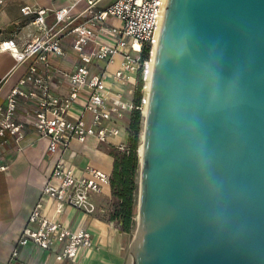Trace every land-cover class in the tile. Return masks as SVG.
Segmentation results:
<instances>
[{
	"label": "water",
	"instance_id": "1",
	"mask_svg": "<svg viewBox=\"0 0 264 264\" xmlns=\"http://www.w3.org/2000/svg\"><path fill=\"white\" fill-rule=\"evenodd\" d=\"M126 264H264V0H167Z\"/></svg>",
	"mask_w": 264,
	"mask_h": 264
},
{
	"label": "built area",
	"instance_id": "2",
	"mask_svg": "<svg viewBox=\"0 0 264 264\" xmlns=\"http://www.w3.org/2000/svg\"><path fill=\"white\" fill-rule=\"evenodd\" d=\"M84 1L88 3L82 12L84 21L70 30L66 27L76 16L75 6L55 10L53 24L48 22L47 9L24 6L22 13L33 17L36 32L23 43L16 35L5 38L0 26V52L12 53L18 65L27 63L0 105V138L18 151L45 138L47 152L53 157L41 201L20 235L13 257L18 256L19 247L36 245L55 253L59 261L77 263L95 250V235L88 228L73 231L60 217L69 207L91 214L95 210L91 195L105 192L111 174L91 164L79 167L72 160V144L87 145L93 139L125 149L129 132L124 118L135 108L131 96L142 68V106L146 103L148 63L158 46L167 0H115L106 9L97 8L98 0ZM5 6L6 0H0V15ZM145 44L151 47L150 59L142 63ZM69 51L77 56L73 69L51 64L52 57L65 58ZM118 57L121 61L113 70ZM123 127L127 141L113 145Z\"/></svg>",
	"mask_w": 264,
	"mask_h": 264
},
{
	"label": "crops",
	"instance_id": "3",
	"mask_svg": "<svg viewBox=\"0 0 264 264\" xmlns=\"http://www.w3.org/2000/svg\"><path fill=\"white\" fill-rule=\"evenodd\" d=\"M113 1L115 0H98L96 6L99 9H106ZM26 5L47 9L50 24L55 22V10L75 6L76 16L66 30L84 21L83 11L88 7V3L84 0H6L5 9L0 15V26L4 29L5 38L16 35L17 41L23 43L35 34L36 28L31 24L33 17L24 16L21 10ZM70 54L72 58L69 64H65L64 61ZM50 60L54 67L71 70L75 67L77 56L73 51H69L65 58L52 57ZM120 61L121 58L118 57L117 63L112 67L113 70ZM26 69L27 63L18 65L12 53L0 52V84L2 87L0 105ZM127 139L128 133L125 132V135L113 139V145L121 141L125 142ZM99 143L93 139L87 145L74 141L71 151L75 154L72 160L79 167L83 168L91 164L112 174L114 166L112 163L100 164L82 153L84 149ZM47 150L48 141L45 138L35 139L33 145L26 146L20 151L15 150L13 145H4L0 138V264H126L131 245L128 241V234L100 219L96 213L101 203L111 200V185L105 187L103 194L93 193L91 195V201L95 205V210L91 214H83L72 207L66 208L61 214V222L71 230L86 227L95 235L97 246L86 258L77 263L70 259L59 261L55 253L36 245L19 247L18 256L13 257V251L20 235L28 225L35 207L41 201L43 188L53 169V157ZM1 166H7V168L2 169ZM47 212L51 213V211Z\"/></svg>",
	"mask_w": 264,
	"mask_h": 264
},
{
	"label": "trees",
	"instance_id": "4",
	"mask_svg": "<svg viewBox=\"0 0 264 264\" xmlns=\"http://www.w3.org/2000/svg\"><path fill=\"white\" fill-rule=\"evenodd\" d=\"M150 45H144L142 50V63L150 59ZM143 68L138 73L137 85L133 96L135 108L132 111L131 124L128 126L129 139L127 149L113 152L115 157L110 185L116 208L111 213L107 222H117L123 232H131L136 224L135 216L137 209L136 194L138 187V174L140 169V157L138 148L140 145V133L142 130L143 115ZM103 220V219H102Z\"/></svg>",
	"mask_w": 264,
	"mask_h": 264
},
{
	"label": "rangeland",
	"instance_id": "5",
	"mask_svg": "<svg viewBox=\"0 0 264 264\" xmlns=\"http://www.w3.org/2000/svg\"><path fill=\"white\" fill-rule=\"evenodd\" d=\"M118 23V22H117ZM72 58V55L70 54L69 57L67 58L66 61H64L65 64H69L70 59ZM134 95H132L131 97L133 98ZM143 109H144V105L142 106V115H143V123H142V130L140 133V145L138 148V154L140 157V146L143 142L142 140V134L144 132V128H145V118L146 116H144L143 114ZM124 124L127 126H129L131 124V120H132V112L129 115H126V117L124 118ZM126 132V128L123 127L122 132H121V136L125 135ZM129 145V143L125 146V149H127V146ZM117 147V146H116ZM112 147V145L106 144V143H99L97 145L91 146L87 149H84L82 151V153L86 156H88L89 158H92L93 160L97 161L100 164H113L114 165V161H115V157L112 155L113 152H116L119 147ZM120 149V148H119ZM122 150V149H121ZM140 172H141V163H140V169H139V174H138V187L140 185ZM136 199H137V209H136V216H135V220H136V224L134 225L133 229L131 232H126L128 234V241L132 242L133 238L135 237L136 234V230H137V226H138V214H139V189L137 191L136 194ZM115 200L112 196L111 200L108 201L107 203H101L98 208L96 210H98V212L96 211V213H98L97 215L99 216L100 219H103L104 221H108L110 218L111 213H114L115 211ZM110 223V222H108ZM113 227H115L118 230H121L119 224L117 222H114Z\"/></svg>",
	"mask_w": 264,
	"mask_h": 264
},
{
	"label": "bare ground",
	"instance_id": "6",
	"mask_svg": "<svg viewBox=\"0 0 264 264\" xmlns=\"http://www.w3.org/2000/svg\"><path fill=\"white\" fill-rule=\"evenodd\" d=\"M163 16H164V11L161 15V25H162V21H163ZM160 36V34H159ZM137 47H139L137 45ZM156 51H157V46H155L154 51H153V55H152V60L149 61L148 63V71H147V82H146V103L144 105V109H143V114L144 116L147 115V110H148V102H149V92H150V88H151V81H152V74H153V67H154V61H155V56H156ZM142 140L144 141V132L142 134ZM142 156H143V142L140 146V163L142 161Z\"/></svg>",
	"mask_w": 264,
	"mask_h": 264
}]
</instances>
